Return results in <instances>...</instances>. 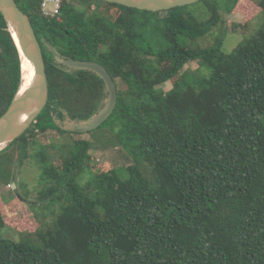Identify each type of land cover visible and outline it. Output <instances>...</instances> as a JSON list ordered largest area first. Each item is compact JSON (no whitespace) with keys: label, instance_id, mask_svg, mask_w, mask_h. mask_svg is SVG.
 I'll return each mask as SVG.
<instances>
[{"label":"trees","instance_id":"obj_1","mask_svg":"<svg viewBox=\"0 0 264 264\" xmlns=\"http://www.w3.org/2000/svg\"><path fill=\"white\" fill-rule=\"evenodd\" d=\"M256 1L262 24L226 52L223 11L238 13L240 0L156 11L65 0L55 16L42 12V0H16L41 43L49 98L0 151L16 146L20 160L36 157L38 202L63 204L52 229L36 230L41 246L0 238V264H264V0ZM214 31L216 44L203 46ZM55 49L101 63L118 87L102 125L134 161L126 176L114 167L96 173L91 191L79 176L92 140L70 138L81 132L62 125L96 113L105 82L58 63ZM191 62L199 67H186ZM22 64L0 11V116L22 83ZM54 131L59 164L38 140Z\"/></svg>","mask_w":264,"mask_h":264},{"label":"rangeland","instance_id":"obj_2","mask_svg":"<svg viewBox=\"0 0 264 264\" xmlns=\"http://www.w3.org/2000/svg\"><path fill=\"white\" fill-rule=\"evenodd\" d=\"M240 3L237 6L238 13H235V9L233 12L223 11L224 27L227 30L223 48L226 52H231L245 36L257 30L263 22V12L256 0H240ZM218 36L214 31L202 37L200 43L203 46L215 45ZM186 67L196 69L199 63L191 62ZM162 87L168 90L172 87V82L168 81ZM261 119L264 122V113ZM101 125L85 133L70 135V138L92 140L89 164L79 176V182L87 191L92 190L89 183L96 173L114 167L126 176L123 168L134 161L128 151L115 140L112 130L106 125ZM38 140L41 145L49 143L48 152L52 160L57 164L61 163V151L53 145V142L61 141L58 133L54 131L40 134ZM143 166L149 173L150 168L144 164ZM43 185L36 157L20 160L16 146L0 151V211L5 223L0 224V238L31 242L36 246L43 244L36 230L52 229L55 217L63 204L61 202L54 206H43L38 202L39 191Z\"/></svg>","mask_w":264,"mask_h":264},{"label":"water","instance_id":"obj_3","mask_svg":"<svg viewBox=\"0 0 264 264\" xmlns=\"http://www.w3.org/2000/svg\"><path fill=\"white\" fill-rule=\"evenodd\" d=\"M131 7L147 10H165L177 6L188 5L198 0H106ZM0 11L5 16L13 37L19 47L23 62L27 58L33 68L34 76L28 89L21 92L24 82L22 64V83L9 108L0 116V150L22 135L44 109L49 98V84L46 63L41 43L36 35L34 26L16 0H0ZM56 61L73 69L92 70L105 82L107 96L104 105L91 117L76 121L70 120L62 125L63 128L75 132L91 131L108 119L118 102L117 84L108 69L94 60L68 57L54 50Z\"/></svg>","mask_w":264,"mask_h":264},{"label":"built area","instance_id":"obj_4","mask_svg":"<svg viewBox=\"0 0 264 264\" xmlns=\"http://www.w3.org/2000/svg\"><path fill=\"white\" fill-rule=\"evenodd\" d=\"M64 1L65 0H42L41 10L45 15H58Z\"/></svg>","mask_w":264,"mask_h":264},{"label":"bare ground","instance_id":"obj_5","mask_svg":"<svg viewBox=\"0 0 264 264\" xmlns=\"http://www.w3.org/2000/svg\"><path fill=\"white\" fill-rule=\"evenodd\" d=\"M23 68H24L25 77L21 88V92L29 88V86L32 84L33 76H34V68L31 62L27 58L23 62Z\"/></svg>","mask_w":264,"mask_h":264},{"label":"flooded vegetation","instance_id":"obj_6","mask_svg":"<svg viewBox=\"0 0 264 264\" xmlns=\"http://www.w3.org/2000/svg\"><path fill=\"white\" fill-rule=\"evenodd\" d=\"M117 89H118V87H117ZM107 96V95H106ZM106 98V97H105ZM105 101V100H104Z\"/></svg>","mask_w":264,"mask_h":264}]
</instances>
